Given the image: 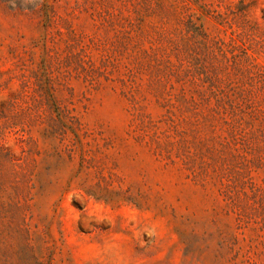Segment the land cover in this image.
Instances as JSON below:
<instances>
[{
	"label": "rangeland",
	"instance_id": "374dc122",
	"mask_svg": "<svg viewBox=\"0 0 264 264\" xmlns=\"http://www.w3.org/2000/svg\"><path fill=\"white\" fill-rule=\"evenodd\" d=\"M247 48L264 0H0V264H264Z\"/></svg>",
	"mask_w": 264,
	"mask_h": 264
},
{
	"label": "trees",
	"instance_id": "16d2710c",
	"mask_svg": "<svg viewBox=\"0 0 264 264\" xmlns=\"http://www.w3.org/2000/svg\"><path fill=\"white\" fill-rule=\"evenodd\" d=\"M235 14H241L244 18H246V13H245V8L239 9L238 11L233 12ZM247 22V21H246ZM192 26H194V24H192ZM250 30L252 31V33L254 34V31H258L257 27L255 25L249 26ZM197 30V29H195ZM199 34V33H197ZM204 34V33H202ZM208 37V35H205ZM249 49H244L242 51V59L243 62L246 64L247 68H248V72L251 74L250 80L253 81L255 79H264V66H259L258 64H256L254 61L255 59H253L252 55L249 53L248 51ZM264 87V85H263Z\"/></svg>",
	"mask_w": 264,
	"mask_h": 264
}]
</instances>
